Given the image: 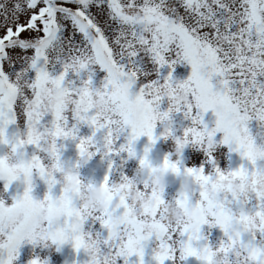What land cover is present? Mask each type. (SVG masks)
<instances>
[{
  "label": "snow or ice",
  "instance_id": "6c2138e0",
  "mask_svg": "<svg viewBox=\"0 0 264 264\" xmlns=\"http://www.w3.org/2000/svg\"><path fill=\"white\" fill-rule=\"evenodd\" d=\"M0 17L3 18L0 23V136L7 134L9 125L22 121L27 125L28 143L34 144L39 125L49 112L55 117L53 126L57 129L68 127L70 118L63 106L51 103L41 94V88L50 93L63 89L66 95L73 92L87 95L98 90L115 109V116L120 118V131L131 127L132 134L126 145L130 154L135 156L134 142L139 137L147 135L153 143L158 139L154 121L159 115L156 104L159 96L157 94L156 100L145 97L142 88L152 87L157 93L161 86L175 88L177 82L171 72L162 81L159 68L165 65L174 68L187 61L192 68L191 75L178 83L191 88L193 101L175 111L186 109L185 115L202 125L207 134L216 136L223 132L222 143L239 152L251 165L242 164L239 172H246L251 178L264 174V167L253 158L250 150L252 146L264 149V143L258 142L264 138V130L254 131L251 127L253 119L264 125V0H5L0 3ZM53 52L63 64L64 71L59 75L49 71ZM95 64L108 73L102 89L92 87L91 73L82 88L66 85L69 70L79 73ZM18 65L23 67L18 70ZM32 69L37 73L34 80L27 78V72ZM21 91L24 92L23 99L19 98ZM136 102H143L148 108L139 122L129 118V106ZM194 109L200 111L194 112ZM209 109L218 117L216 126L211 129L204 122V114ZM172 112L170 107L162 115L170 117ZM75 119L77 124L84 121L92 126L97 124V117L91 114V110ZM108 123L112 120L109 119ZM72 127L78 130L76 125ZM189 131L191 129H186L185 134ZM80 147H83L82 143ZM147 153L148 149H145L141 163L147 162ZM169 163L166 158L165 166ZM172 166L179 171V165L173 163ZM187 170L205 174L204 167ZM215 171L223 178L224 173L219 167ZM204 179L211 180L212 176L205 174ZM54 183L48 182L47 200L55 199L52 195ZM104 187H108V177H105ZM31 200V190H28L24 201ZM250 203L223 198L212 204L207 193L202 192L199 206L211 208L214 215L222 216L225 208L236 205L238 209L247 210ZM3 207L0 205V264H10L6 257L16 252L25 239L34 244L49 240L62 242L65 233L72 230L74 220H84L74 198L65 200L66 223L60 226L49 222L35 228L29 220L21 226L9 228L2 214ZM123 207L122 226L127 231L126 242L132 247L134 237L138 233L143 236L145 225L127 203ZM252 207H264V200H258ZM157 209L158 204L145 210V214L150 211L155 216ZM113 216L109 210L101 223L109 232L106 246L119 264L121 257L117 253L123 244L111 239ZM198 223L197 229L178 226L181 250L188 245L192 251L194 242L206 239L202 226L210 222L201 217ZM214 225H219L227 235L223 216ZM152 228V234L143 240L145 247L153 236H162L160 244L166 241L164 246L173 248L172 241L176 237L166 239L167 226L154 221ZM81 239L77 237V250L81 247ZM243 239L264 244V240H252L251 233H245ZM30 264H41V261L33 259ZM140 264L144 261L141 260Z\"/></svg>",
  "mask_w": 264,
  "mask_h": 264
},
{
  "label": "clouds",
  "instance_id": "9594fccd",
  "mask_svg": "<svg viewBox=\"0 0 264 264\" xmlns=\"http://www.w3.org/2000/svg\"><path fill=\"white\" fill-rule=\"evenodd\" d=\"M143 50V49H141ZM52 65L59 63V57L55 52L51 54ZM127 87V85H125ZM42 95L47 97L51 103L62 105L66 113H71L75 118L87 115L89 110L91 114L97 117V124L93 125L94 131L89 136L79 138V155L80 160L76 165L66 164L61 159L62 144L59 143L61 138L76 139L78 130L74 127H65L57 129L52 126L45 128L43 131H38L34 139L36 143L29 144V137L15 136L9 137L8 134L0 136L2 142L10 145L8 151L0 155V181L6 182L10 186L15 181H22L25 185L24 193L10 206L6 204L3 194L0 193V205L4 206L2 214L5 223L9 228H15L25 224L26 221L31 222L35 228H40L49 222L60 226L65 221L66 207L65 200L67 198L78 197L82 201L81 212L87 216H94L99 213L102 218L110 207L119 208L124 203V198L132 202V208L139 207L144 210H151L158 207L161 212V220L158 221L167 228H176L180 225H187L190 229L199 228V220L201 217H206L210 224H218L223 216L225 226L227 228L226 240H222L219 246L214 247L210 244L197 246L196 243L191 245L192 251H189V246L185 245L181 251L180 260L185 261L189 257L195 256L202 264H264V244L252 241L245 242L243 237L245 233H251L252 240H264V207L248 208L247 210L233 208H225L222 210V216L214 215L211 208H201L199 202L193 203L190 194L199 192L207 193L209 201L212 204L219 203L223 198H236L245 201L264 200V174L258 178H251L246 172H239V169L222 170L223 178L216 173L211 180L204 179L205 174L197 172H189L187 169L179 171L173 167V163L180 164L183 158L184 150L189 146H202L210 158H215L214 153L217 150L218 142L215 136L204 132L198 122L187 128L191 129L187 134L177 136L171 127L170 117H164L160 112L159 105L165 99H169L170 107L175 111L176 108L192 103L193 96L191 88L182 83H177L175 88L161 86L158 93L152 87H143L142 92L145 97L151 96L156 100L158 94L159 100L156 101L157 111L159 113L154 121L165 124L164 131L161 133L164 137H172L174 140V149L177 159L173 161L168 158L170 163L165 166L164 162L153 164L149 159L145 163H141L134 177H128L118 183H113L110 187L105 188L100 185H86L82 182L79 176V163L87 162L102 152V148L97 141V133L107 129L104 136L107 150L103 151V158H108L109 155L116 151L118 153L128 151L127 145H122L119 149L114 148L116 141L119 139V133L122 125L118 119H115V109L109 104L104 95H101L98 90L91 91L87 95H78L71 93L66 95L63 89H57L54 92H49L47 89L41 88ZM19 98H24V92L21 91ZM34 103V101H33ZM130 120L139 122L143 119L144 114L148 111L147 105L143 102H136L130 106ZM109 119L112 123H108ZM88 123L87 121H84ZM186 131V130H185ZM199 131L200 140L197 141V133ZM65 132L68 134L65 135ZM74 133V134H73ZM83 147H80V144ZM38 144V147H37ZM28 145H35L38 151L29 157L26 150ZM92 149H95L93 151ZM252 156L255 160L261 162V167H264V149L257 146L250 148ZM46 161H48L46 163ZM62 174V181L57 180V173ZM175 175L180 178V198L176 200H164L163 193L165 186L168 184L169 177ZM145 176L148 179V186L152 192L149 193L147 188H141ZM38 178L47 181H55L53 187L57 183L63 185L62 195L55 197L54 200L36 199L32 196L30 202L24 201L26 191L33 190L34 182ZM156 193V196H153ZM119 197L120 199H117ZM86 219V216H84ZM124 222V217L113 216L111 239L115 240L120 235V225ZM145 225V224H144ZM147 229L143 236L139 233L135 239V244L132 247L128 246L127 242L120 247L119 255L125 261V264H130V258L139 257L145 264V245L143 240L150 236L153 232L152 224L145 225ZM81 237V247L76 249L75 244L77 237ZM162 240V236H158ZM171 239V237H169ZM107 238L97 233L93 235L91 232H85L83 229V221L75 219L73 228L70 232H66L62 242L51 241L52 244L61 248L66 243L71 242L77 253L81 249L90 258L87 264H117L116 256L112 254L106 246ZM25 241V240H24ZM48 242V241H47ZM47 242H45L47 246ZM167 242L159 244L154 253V260L157 264H165L167 259H175V249L165 247ZM20 249V247H19ZM19 249L9 254L6 259L10 264L19 257ZM39 259L41 264H45L48 258L35 257ZM32 259V260H33Z\"/></svg>",
  "mask_w": 264,
  "mask_h": 264
},
{
  "label": "rangeland",
  "instance_id": "374dc122",
  "mask_svg": "<svg viewBox=\"0 0 264 264\" xmlns=\"http://www.w3.org/2000/svg\"><path fill=\"white\" fill-rule=\"evenodd\" d=\"M5 0H0V3H4ZM2 17H0V23H2ZM146 67H153L152 65H145ZM23 66L18 65L17 69H21ZM158 67V66H154ZM49 71L52 72L53 75H59L63 73L64 68L62 63H57L54 66H49ZM191 65L187 62H181L174 66V68L169 67L168 65H165L162 68H159V76L161 80L167 78L169 73L173 75L174 82H181L184 80H187L189 76L191 75ZM91 73V79H92V87L96 89H102L103 84L105 82V79L108 75L107 70L103 69L99 64L90 65L88 69L82 70L81 72L77 73L75 70H69L68 75L66 77L65 83L66 85L73 87V88H82L84 84L89 79V74ZM37 73L34 69L29 70L27 72V78L34 80ZM215 83V80H214ZM135 91V89H134ZM170 101L169 99L165 98L159 105V111L160 112H166L170 108ZM186 109H183L179 112L173 111L171 113V127L174 131V134L177 136H182L185 132V130L191 126H193L194 121L191 116L185 115ZM200 111L199 109H194V112ZM69 116V124L68 127H72L73 125H76L79 129L78 135L76 139L67 138L59 141L60 144L63 145L61 148V159L66 164H72L76 165L77 162L80 160L79 155V138L84 136H89L92 134V132L95 130L92 125L86 122H79L77 124V121L74 116L69 112L67 113ZM115 119H120L118 116L114 117ZM55 117L54 114L49 112L47 113L39 127L40 130L43 131L45 128H50L53 126V121ZM218 117L216 116L214 110L209 109L207 113L204 114V122L208 125L209 129L214 128L216 126ZM165 124L162 122H157L156 129H155V135L157 136V140L155 143H153L150 138L146 136V139L143 136L139 137L134 142V147L136 150V155H129L127 151L125 152H116L113 151L108 158H103V151L107 150L106 148V142L104 140V136L107 132V129L101 130V132L97 133V141L99 146L102 148V152L98 153L95 157L88 160L87 162H80L79 163V176L82 182L86 185H100L105 182V177H108V187H110L113 183H118L122 181L125 178L128 177H134L136 175L137 169L141 165V159H143L145 155V149H148V157L152 161L153 164H159L162 163V161L157 157V155H161V158L163 161H165L166 158H171L173 161L177 159V156L175 154L174 149V140L172 137H164L161 135V133L164 131ZM200 127H203L200 125ZM251 127L254 131H261L264 130V125L256 119H253L251 121ZM27 125L26 123L22 121H17L16 123H13L8 126L7 128V134L8 136L15 137V136H24L27 133ZM131 127L128 126L124 130H122L119 133V139L116 141L114 148L119 149L122 145H126L128 143L129 137L131 136ZM224 133L218 132L215 136V139L218 142L217 150L214 153V157L210 158L205 149L200 146L196 145L195 147L189 145L185 150L183 154V158L180 161L179 167L181 171H184L188 168H205V174L206 175H216V167L221 168L222 170H233L238 169L242 164L246 165L248 167H251L249 162L246 160V158L242 157L239 152L233 151L232 147L229 145H225L222 143ZM150 143H153V151H157V153L154 155L151 153V149L149 148ZM258 142L264 143V138L258 139ZM10 145H6L2 142V139H0V155L5 154ZM29 157L36 153L38 149L35 145H28L26 148ZM95 151V149H92ZM48 161H46L47 163ZM57 180L62 181V174L57 173ZM148 179L147 176H145L143 182L140 184V187L147 188V191L149 193L152 192L151 187L148 186ZM6 189V182L0 181V193L3 194V198L6 201V204L10 206L12 203L15 202L16 198H19L23 195L25 190V185L22 183V181H15L12 185L7 186ZM49 192V186L46 180L40 179L37 177V179L34 182V187L32 190V196L36 199H44ZM63 192V185L61 183H57L52 188V195L54 197H58L62 195ZM192 202L197 203L201 200V194L199 192L190 194ZM180 198V178L175 176L174 174L169 177L168 184L165 186V190L163 193V199L164 200H176ZM76 201V205L81 209L82 208V201L76 197L74 198ZM117 199H120L117 197ZM127 203L129 207L132 208V202L128 200L127 198H124V203L120 205L119 208H112L110 207L108 209L111 210L114 213V216H121L123 217L124 207L123 205ZM257 201L254 199L249 204V208L252 207L253 204H256ZM234 210H238V206L233 205ZM135 211V214L137 218H139L145 225L147 224H153L154 221H160L161 220V212L158 207L156 215L153 216L151 212L149 211L147 214H145V210L139 208L138 206L135 208H132ZM119 210V211H117ZM107 213V212H106ZM105 213V214H106ZM105 214L102 218H97L100 216L99 213H96L94 216H87L86 213H84V216H86V219L83 220V229L85 232H91L93 235H96L99 233L100 235L107 237L109 235L108 230L103 226L101 221L105 218ZM165 223L166 222H162ZM182 226V225H180ZM169 231L166 234V239H169V237L175 236L176 239L172 241L173 249H175V259H167L165 261V264H202V261H200L197 257L192 256L189 257L185 261L180 260V254L181 249L178 244L179 240V228L178 226L176 228H168ZM147 229L145 228V233ZM202 234L206 237V239H202L199 242H194L197 244V246L203 245V244H210L214 247L219 246L220 242L222 240H226V236L223 232V229L220 228L219 225L214 224H204L202 226ZM117 239L113 240L114 243H120L123 244L126 242L127 239V231L123 228L122 224L120 225V235L117 237ZM186 239V237L184 238ZM160 242L158 237L153 236L150 241L146 243L145 247V264H157V262L154 260V253L155 250L158 248ZM68 250L70 251V248L73 249L74 254L72 252V255H68L67 259L63 256L62 248L57 249V246L52 244L51 241L47 242V246L44 241H41L39 243H32L30 240L25 239V241L20 245V255L19 257L14 261V264H30V261L35 257L40 258H48V264H87L89 261L88 255L81 249L79 253L75 250L72 243H66L65 244ZM67 250V253H68ZM6 256V253H5ZM70 256V257H69ZM119 264H123V258H121ZM130 264H139V257L133 256L130 258Z\"/></svg>",
  "mask_w": 264,
  "mask_h": 264
}]
</instances>
